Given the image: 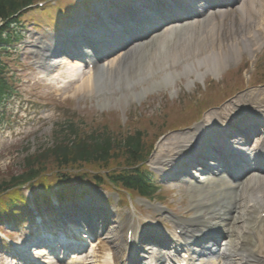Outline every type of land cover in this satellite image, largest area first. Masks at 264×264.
<instances>
[{
	"label": "rangeland",
	"instance_id": "1",
	"mask_svg": "<svg viewBox=\"0 0 264 264\" xmlns=\"http://www.w3.org/2000/svg\"><path fill=\"white\" fill-rule=\"evenodd\" d=\"M198 23L192 25L191 27L180 31L176 32L174 35L176 38H178V46H172L174 43L171 44L170 46V54L171 50L173 51L174 49L176 51H179L180 48L183 47V51L185 54L182 55V60L179 63L176 61L175 64L172 65L171 68H166L163 66L158 70V76L162 75L165 72H185L184 68L187 66H190L193 64V61L196 60V55L197 53H204L205 51L211 52L214 49L217 50H224L227 47V51H230V46L228 44L233 41V38H228L230 37V33L233 35H237L240 31L242 32V28L239 31L238 27L235 25H231L233 28H230V26L227 27L225 31H229L227 34H224V36L221 35L220 41H217L215 45H210L207 44V46H200L201 44V37L198 35L195 37L197 41V45H191L192 40L191 37L187 38L184 35L187 33L194 34L199 31ZM196 27V28H195ZM195 28V29H194ZM206 29V28H205ZM230 29V30H229ZM245 30V29H244ZM237 31V33H236ZM188 35V36H191ZM197 35V34H196ZM163 36H169V35H163ZM229 41V42H228ZM150 44V45H149ZM158 43L156 41H152L146 45V47L149 45L152 47H156ZM191 45V46H190ZM211 46V47H210ZM222 46V47H218ZM191 47V48H190ZM158 51V47H156V52ZM155 53V52H154ZM153 53V54H154ZM229 53V52H228ZM152 54V55H153ZM152 55H149L148 53H144V49L139 48V49H134L132 50L128 55H126L122 59V64L121 69L125 71L126 69L130 70V72L133 71V66L137 63L140 62H145V65L148 64L149 59L152 57ZM178 60V59H177ZM143 69L145 70V67L142 66ZM164 69V70H163ZM206 69H197L196 73L194 76L188 78L184 77L180 83H177V85L173 88L167 89V94L164 93L165 98L164 100L169 101L172 104L168 105H173L176 101L178 100H172L171 99H176L177 97H183L184 101L186 104L190 105L192 104L195 106L196 104L194 103L193 100L188 96V94L192 95V92L195 90V88H198L199 83H204L205 77L199 76V73H204ZM116 76H113L114 78ZM107 82V79H103L96 87L94 90L93 97L88 95H81L77 94L75 97L76 99H71V105L69 107V110L74 111L75 116H73L74 119L70 118L72 115H68L65 113L62 116L55 117L56 114H54V109L55 107L53 106L54 102L53 101H45L42 104L43 105H35L33 108L36 110V115H30L27 109V105H24L22 103L12 101L10 104H8V115L10 116V119L17 118L18 116H22L21 119L18 121L17 125L25 124L28 122H35L39 121V117H45L49 120L48 124L45 125L44 127L33 131V132H28L26 128L23 126L21 128L17 127H12L9 125H2L1 128V133L0 134V181L1 182H8L10 183L12 179L19 174H21L24 171V167L29 164L31 159L36 156L44 154L45 151L48 149H52L55 145H60L62 142L63 144L67 143L71 135V130H76L78 133H80L82 138H88L87 135L89 134H102L105 128H110L113 127L112 124L109 122H106L105 119L103 120L102 117L99 115L103 111L107 110H115V111H120L121 115L125 117V112L127 111L128 108L133 107L136 99H129L131 93L133 90H137L139 87H136L135 89L132 88V85H129V82L127 83V88L128 91L132 90L130 93L126 90L123 89V86H112V92L109 90H104L105 84ZM144 86V85H143ZM209 86L208 83L202 84L200 90L205 91L207 87ZM70 89L69 91L63 92L62 96H71L74 90ZM86 93V92H85ZM158 92H152L151 95H154V99L151 97L148 99V103L150 105V109L148 108L147 104L143 105L141 108L142 111V118H140L139 121L134 122V128H132L129 132H134L136 129L141 130L144 132V136L142 137V141L144 142V147L146 149H149L152 146L156 147V137L159 136L161 133L166 131L167 126H180L181 124L179 123V119L177 118L178 115V109H173L170 110L169 108V113L167 116H164V107L161 106V103L158 102V99H156V94ZM201 94V93H200ZM22 98L24 99V102H40L36 98L31 99L28 97H25L22 94ZM91 99V109L88 112H85L83 110V107L81 106V103H84L85 101H89ZM76 100V101H73ZM90 102V101H89ZM61 103V102H59ZM58 103V104H59ZM57 104V105H58ZM182 108V105H180ZM50 107L52 109V113L46 114L45 113V108ZM157 108V112L155 111ZM166 108V107H165ZM75 109V110H74ZM146 112H145V111ZM18 111H21L20 114H16ZM80 112V114H78ZM53 115V116H52ZM114 117V116H112ZM162 119V121H161ZM108 121V120H107ZM161 121V122H160ZM163 121L166 122V125L162 128L161 124ZM177 123H175V122ZM69 124H72V127H69ZM160 124V125H159ZM7 126L10 127L11 132L10 134V139L5 138V134L7 133L6 129ZM158 126V127H157ZM14 130V131H12ZM121 130V129H120ZM118 130L117 132H119ZM13 132V133H12ZM23 133V135H21ZM125 134V133H120ZM183 134H186V132H183ZM124 136V135H122ZM116 137V136H114ZM121 137V136H120ZM118 138V137H116ZM181 135H173V134H168L164 140L161 141L160 143V148L159 152L154 155L150 159L153 160L154 164L157 160L161 159L162 157L165 156L166 152V147L167 144L175 145V141L173 139H181ZM46 157V156H45ZM120 164V163H118ZM118 164H114L113 168L116 169L118 168ZM36 169V167H34ZM88 168H95V166H86L85 169ZM96 172L103 173L104 171L100 169H93ZM70 172V171H69ZM75 172V171H73ZM76 173V172H75ZM84 173V172H82ZM159 197H162V200L165 203L171 204L175 206L176 209L180 210L182 213L189 212L191 213L192 210V204L190 203L191 197H185L184 193H179L175 192L173 190H167V191H161L159 193ZM183 197V199H181ZM180 206H182L180 208ZM182 209V210H181Z\"/></svg>",
	"mask_w": 264,
	"mask_h": 264
},
{
	"label": "bare ground",
	"instance_id": "2",
	"mask_svg": "<svg viewBox=\"0 0 264 264\" xmlns=\"http://www.w3.org/2000/svg\"><path fill=\"white\" fill-rule=\"evenodd\" d=\"M247 9L249 10V12L252 13V15H248L245 13ZM239 12L241 13L242 22L237 24L235 20L230 19V18H225L226 17L225 15L220 16L221 20L209 22V25H205L206 27L200 28L197 33L191 34L190 36L192 40L191 45H197V41L194 39H196L195 37H197L198 35L201 37L200 46L204 47V46H207V44L215 45L217 41H220L221 35L224 36V34H227L229 32V31H225L228 26H230V28H233L231 25H234V28L236 25L239 31L241 30V28H242V32L248 31L249 33L248 35L251 34L250 36L252 37V39L257 41L259 39V35H258V32L260 31L259 26L264 20V0H244L242 3V7L239 9ZM256 14L258 15L255 16ZM229 36H231L230 38H233L232 40H229V41L238 40V34L236 36L235 35L232 36V33H230ZM171 44L172 42H168V41L163 42L162 40H159L158 44L156 45V47H158L157 52H156V47H152V46L148 47L149 55H152L154 52L155 53L149 59V62L147 65H145L144 61L137 63L133 66L134 69L132 72L126 69L125 71H122L119 75H117L114 78H112L113 75L116 72L118 73L121 69L120 63H119L120 65L119 64L116 65L117 61H113L112 63L101 67L100 69L102 70H99V71L97 70L93 74L87 75V77L83 78L80 84L76 86L75 90L73 91V94L74 95H77V94L86 95V97L88 95L89 96L91 95L93 97L95 85L97 84L99 78L107 79L104 90L106 91L110 89V92H112L113 87L117 85L123 86V89L128 91V88L126 86L128 82H129V85H132V88L134 89L136 87L146 85L149 81H152L155 78V75L158 74L157 69H160L163 66L166 67L164 69H167V68L172 67V65L175 64L176 61H178L179 63L181 62L182 55L185 54L183 51V47L180 48L179 51H176L175 49L173 51L171 50V54H170ZM172 46H178V40L175 41L174 45ZM142 66L145 67V70L143 69ZM167 78H171L170 74L166 76V80ZM113 84L114 86H112ZM154 85L155 83H153V86H152L153 89H154ZM131 91L132 90L128 92L130 93ZM134 91L135 90H133L132 92ZM258 101L262 102V99H258ZM261 107L262 108L264 107V101L258 105L259 109ZM224 171H227V170H224ZM218 182L226 188L233 186L232 184L222 182L220 179H218ZM256 182L264 183L262 179H257ZM262 190H264V185H256L255 183L253 185L249 184L246 187V193L253 200H259V194L261 192H256V191H262ZM249 199L250 198H246V201L249 202ZM217 204H218L217 201L216 203H214L211 199L209 198L207 199L206 196H204L203 194H200L197 197V212H196L197 215L196 216H198V218H200L201 221L208 222L210 215L214 214L215 212L216 214L219 213L216 209H214L217 206ZM234 206H237V204H235ZM238 218L239 217H235L237 221H238ZM232 219H234V217H232ZM207 227L215 228L216 226H214V224H210V225H207ZM230 233L233 236L234 230L230 231ZM209 242L202 243V245L208 248V249H205L206 251L209 250V247H208ZM222 251H223V255L226 254V257H228L229 264H237V260L235 258L237 250L230 249L227 243V246L225 247V249H222L220 252Z\"/></svg>",
	"mask_w": 264,
	"mask_h": 264
},
{
	"label": "trees",
	"instance_id": "3",
	"mask_svg": "<svg viewBox=\"0 0 264 264\" xmlns=\"http://www.w3.org/2000/svg\"><path fill=\"white\" fill-rule=\"evenodd\" d=\"M25 0H0V18L3 19L7 17L10 13H14L21 8L24 4ZM5 88L4 83L0 81V93ZM115 142L112 141L110 137H97L86 139L82 138L80 134L77 132L71 135L70 140L60 145H55L52 149H48L47 151L40 155L34 156L29 162L28 166L33 164L41 163L45 158L51 156L56 157L60 163L68 164L76 161L90 162L94 160L95 162L101 161L106 162L109 157V153L115 149H119L121 146L127 147V153L134 157L137 152L141 150V142L139 139H128L124 141V143H117L118 148H114ZM46 156V157H45ZM144 158V154L141 156L136 155L135 161H140ZM134 159V158H130ZM20 177H15L12 184H14ZM4 182H0V191L3 190L5 186H3ZM7 188H4L6 190Z\"/></svg>",
	"mask_w": 264,
	"mask_h": 264
}]
</instances>
